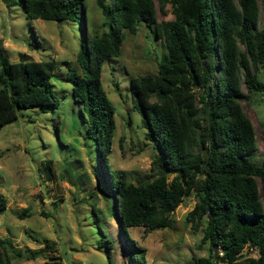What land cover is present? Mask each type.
Wrapping results in <instances>:
<instances>
[{
  "label": "trees",
  "instance_id": "trees-1",
  "mask_svg": "<svg viewBox=\"0 0 264 264\" xmlns=\"http://www.w3.org/2000/svg\"><path fill=\"white\" fill-rule=\"evenodd\" d=\"M156 2L157 7L154 0H95L108 30L86 37V54L77 55L81 71L66 75L86 118L85 136L95 141L99 164L107 171L113 214L132 258L145 264L143 249L125 227L171 226L172 210L193 192L196 198L185 219L192 228L203 222L200 243L208 247L198 262L214 264L216 254L220 264H264V132L260 158L253 161L254 128L239 103L241 85L247 92L264 90L256 76L264 65V20L258 26V1ZM167 4L172 16L157 20L156 8L163 12ZM20 5L28 18L76 20L83 0H20ZM137 22L153 29L164 51L155 74L129 78L131 107L139 112L154 149L155 172L133 183L107 162L114 106L101 85L100 71L103 59L119 52L121 28L134 32ZM52 72L49 59L9 60L0 41V127L14 120L20 108L57 106ZM4 204L0 194V210ZM41 253L40 247H20L0 237V264Z\"/></svg>",
  "mask_w": 264,
  "mask_h": 264
},
{
  "label": "rangeland",
  "instance_id": "rangeland-1",
  "mask_svg": "<svg viewBox=\"0 0 264 264\" xmlns=\"http://www.w3.org/2000/svg\"><path fill=\"white\" fill-rule=\"evenodd\" d=\"M257 1L260 26L264 0ZM171 16L168 4L163 12L156 8L157 20ZM106 20L95 0H83L76 20L28 18L20 0H0L4 52L11 61H53L50 81L58 98L54 108H20L14 120L0 127V194L5 198L0 237H8L20 247L42 248L39 256L10 257L9 264H138L113 214L106 170L99 164L95 141L85 136L86 118L66 78L72 71H81L77 55L80 51L86 54V37L108 30ZM120 33L118 54L105 57L100 71L101 85L114 106L107 162L115 173L138 183L155 173L151 169L154 149L144 135L139 112L131 107L129 78L155 74L164 48L162 39L143 22L136 23L134 32L122 27ZM256 76L264 83V65L258 67ZM239 95L241 108L254 128L252 160L257 161L263 150L264 90L247 92L241 85ZM257 184L261 191L259 179ZM195 198L190 192L175 206L171 226L125 227V233L143 249L145 264H207L198 262L208 253L206 242L200 243L203 222L192 228L185 219ZM216 258L214 264H220Z\"/></svg>",
  "mask_w": 264,
  "mask_h": 264
}]
</instances>
